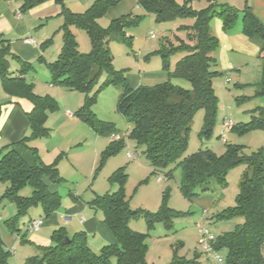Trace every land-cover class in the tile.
Segmentation results:
<instances>
[{"label": "trees", "instance_id": "obj_1", "mask_svg": "<svg viewBox=\"0 0 264 264\" xmlns=\"http://www.w3.org/2000/svg\"><path fill=\"white\" fill-rule=\"evenodd\" d=\"M46 1L48 0H20L19 10L28 11ZM53 1L60 6L63 22L59 27L62 34L60 52L55 60L47 63L50 82L70 90L90 92L97 77L105 73L106 79L101 88L108 84H120L122 93L119 95L118 109L130 125L128 137L138 146L144 147L146 158L154 169H166L171 164L181 169L179 188L185 197L197 196L195 189L208 184L212 179L223 185L229 169L244 165L245 172L239 182L234 205L223 208L215 215L218 219L241 217L242 222L233 230L216 235L212 245L214 250L223 251L225 264H264V147L246 154L241 153L238 145L226 143V150L220 155L206 148L182 157L187 148L194 114L201 109L204 111L201 133L208 135L217 112L218 97L212 80L223 73L216 68L219 41L211 30L213 18L217 17L222 21L224 31H229L240 18L243 34H256L262 38L263 45L259 54L261 75L255 93L264 96V25L253 15L250 7L239 10L220 0H206L208 4L205 7L194 9L190 5L193 0H184L182 3L176 0H138V5L146 13L153 14L155 22L177 18H190L193 21L189 25L181 24L178 27L179 30L186 31V40L178 39L175 44L165 37L159 42L158 48L147 55L161 58L162 71L167 75L165 80L131 87L124 74L113 68L109 42L130 41L132 36H128V30L137 25L144 14L130 12L102 26L99 19L118 0H94L81 13L70 12L63 0ZM71 26L80 28L89 36L91 48L88 52L78 50ZM50 41L51 38L45 40L41 48H46ZM177 52L183 54L171 69L170 56ZM11 59L20 64V75H13L10 71ZM30 67L31 63L15 55L8 39L0 34L1 86L8 95L26 98L33 105L27 114L30 134L17 141L22 145H26L28 140L49 135V129L44 123L48 113L57 106L50 95L36 94L33 83L24 78L23 74ZM172 78L186 80L190 88L174 84ZM95 95L96 93L87 96L76 114L101 134V129L95 126L93 117L88 112L89 103L94 100ZM256 112V116L247 123L234 122L231 130L243 132L252 128L264 129V106L257 107ZM123 144L122 139L111 141L101 152L97 169L110 156L119 152ZM0 153V182L5 184L0 200L11 203L15 208V213L3 219V224L10 233L20 236L21 241L25 242L23 231H27L32 221L28 215L29 209L39 206L46 218L61 205L60 194L51 191L44 178L48 177L51 182L58 184L63 178L58 174L56 160L50 164L36 160L29 165L11 147ZM33 153L37 159L35 149ZM171 173L172 169L167 170L165 177H169ZM109 179L118 182V188L112 193L93 198L91 205L102 212L103 222L110 228L116 241L95 252L89 247L84 231L69 235L65 227L60 226L51 232L50 244L39 247V253L26 258L24 264H146V233L129 228L128 220L142 216L149 228L153 227L154 221L170 227L172 217L180 212L167 207L165 202H162L156 212L131 210L124 194L126 174L122 168L112 172ZM26 187L30 188L28 195L25 194ZM23 217H28V223H21ZM8 256L9 251L4 248L0 237V264H8ZM184 263L193 262L173 258L169 264Z\"/></svg>", "mask_w": 264, "mask_h": 264}, {"label": "rangeland", "instance_id": "obj_2", "mask_svg": "<svg viewBox=\"0 0 264 264\" xmlns=\"http://www.w3.org/2000/svg\"><path fill=\"white\" fill-rule=\"evenodd\" d=\"M185 22V18H177L157 23L148 20V16H144L137 25L128 30V36H132L130 41L110 40L109 49L113 68L124 74L128 84L131 80L129 75L141 76L143 70L153 71L158 68L162 70L161 58L156 55L149 56L150 61H148L147 55L158 48L159 42L165 36L164 32L170 38L175 35L181 36L183 33L178 29V24ZM106 25V23L105 25L102 23V26ZM76 29L82 33V36L85 37L83 39L89 44V36L80 28ZM166 29L167 31H164ZM151 34L154 36L151 37ZM75 39L77 45L79 44L81 47L83 39L80 34L75 35ZM61 43V34L57 38L51 37V41L46 47L47 55L51 51L57 50ZM78 50L80 51V49ZM182 54L177 52L170 56L173 64H171L172 69ZM56 56L48 57L50 62L55 60ZM39 74L42 78L37 77L36 79L45 82L41 85L49 87L47 92L57 104L56 108L48 113L49 118L47 117L44 123L45 127L51 128L49 134L52 138L49 140H52V144H56L65 139L62 145L67 147L64 152H58V155L53 159V162L56 160L57 169L59 168V176L63 178V182L58 186V192L64 200V204L67 203L66 198L69 197V193L73 192L79 194V197L84 199L88 206H91L93 198L112 193L118 188V182L110 180L109 176L121 167L126 174L123 189L129 209L156 212L162 202H165L167 207L180 212L177 216L172 217V226L170 227H166L162 222L154 221L153 227L149 228L146 219L142 216L132 217L128 220L129 228L146 233L145 263L169 264L173 258H176L182 261L191 260L193 263L189 264H215L213 256L205 253L198 244V229L205 227L216 236L222 232L233 230L238 223L242 222L241 217L218 219L215 215L223 208L234 205L245 166L240 164L229 169L223 185L212 179L208 184L195 189V192L198 193L197 196L185 197L179 188L181 169L175 167V164H171L166 169H154L146 158L144 147L138 146L128 137L130 125L118 109V99L122 93L120 84H108L101 88V84L106 79V74L102 73L97 77L92 90L84 92L70 90L51 83V79H44L47 78L46 74L43 72H39ZM162 80L165 79L150 80L147 81V84L151 85ZM171 81L184 88H190V84L186 80L172 78ZM49 82L52 87L48 86ZM212 85L218 97V105L211 132L208 135L201 133L204 111L198 110L193 116L187 148L182 157L206 148L220 155L226 150V143L238 145L242 150L241 153L246 154L264 147V129L262 128H252L243 132L229 130L226 132V141H222L219 136L220 123L223 119L241 123L251 121L256 116V108L264 106V96L256 94L255 86L252 84L244 85V88L242 85H236L235 77L231 78L229 83H225L223 77L216 76L212 80ZM95 93L94 100L89 103L88 112L92 115L95 126L101 129V134L76 114L77 110L85 103L86 97L93 96ZM65 110L71 112L73 120L53 121L63 115ZM113 135H118V138H114ZM46 137L49 138V135ZM95 138H99V144H102L101 141L105 143L102 145L104 149L111 141L122 139L124 143L121 150L110 156L100 169L97 168L101 152L104 149L98 152L94 158ZM127 151L134 153L135 158L129 159L126 156ZM91 162H93L92 167ZM169 169H172V173L169 177H165V172ZM158 177L161 178L160 181H158ZM3 185L1 184L2 188ZM29 192L30 188L26 187L25 194L28 195ZM37 207L39 208V206ZM2 216H4L3 219L8 217L0 213V217ZM98 251L99 249L96 252ZM220 253L223 254V251Z\"/></svg>", "mask_w": 264, "mask_h": 264}, {"label": "crops", "instance_id": "obj_3", "mask_svg": "<svg viewBox=\"0 0 264 264\" xmlns=\"http://www.w3.org/2000/svg\"><path fill=\"white\" fill-rule=\"evenodd\" d=\"M93 1L94 0H63V3L70 12L81 13ZM176 1L182 3L184 0ZM220 1L239 10L247 6L250 7L253 15L264 25V0ZM20 4V0H0V34L3 38L8 39L11 51L15 55L21 60L31 63V67L23 76L27 81L33 83L34 92L38 95H49L50 93L47 92L49 87L41 85L45 82L38 81L36 78H42L39 72H43V74L47 76V78L44 79H50V73L47 75V72H49L47 63L50 62L48 57L58 56L60 52L62 43L58 45L57 50L51 51L49 55H47V48H41V44L51 35V37L57 38L61 34L59 31V27L63 22V17L60 15L61 9L53 0L38 4L25 12L19 10ZM207 4L208 2L206 0H193L190 2V5L194 9L203 8ZM130 12L144 14V16H148V20L155 21L153 14L146 13L138 5V0H118L116 5L107 9L104 16L99 19V23L101 25L102 23H104V25L105 23L108 24L110 20ZM192 21V19L188 18L185 23H179L178 25H189ZM70 29L75 35L80 34L82 39L85 38L82 36V33H79L76 27L71 26ZM211 30L219 41V46L216 51L218 60L216 68L223 73L221 77L224 78V82L229 83L231 78L235 77L236 85H242L243 87L244 85L252 84L255 86L256 91V84L260 80L261 75V60L259 54L263 45L262 38L256 34L251 36L243 34L241 32L240 18L236 20L229 31H224L222 29V21L215 17L211 21ZM164 31H167V29ZM181 31L183 33L181 36L175 35L172 38L167 36V33L164 32L165 36L163 38L167 37L176 44L178 43V39L186 40V31ZM27 39H30L31 42H28ZM90 48L91 43L87 44L85 39H83L81 47L78 44L80 52H87ZM40 56L42 59H38ZM154 56L155 55H151V57ZM149 59L148 57L147 60L150 61ZM171 64L170 60V68L172 69ZM19 67L20 64L14 59H11L10 71L13 75H20L18 72ZM129 76H131V84L129 82L130 86L136 87L140 84L148 85L147 81L150 80L165 79L167 75L158 68L153 71L143 70L141 76L136 74ZM226 79H228V81H226ZM48 86L52 87L50 82ZM32 108L33 105L28 99L8 95L3 90L0 83V151L2 150V152H4L7 148L11 147L29 165L34 164L36 160L44 164H50L58 155V152H64L67 149L66 146L62 145L65 139L59 143L52 144V140H49L52 137L51 134H49V138L41 137L28 140L26 141V145L17 143L18 140L30 134L27 114ZM56 120H73V117L70 111L65 110L63 115L53 121L56 122ZM47 128L51 130L50 127ZM95 140L96 146H94L93 150L94 158H96L98 152L104 149L102 145L105 144L103 141H101L102 144H99V138H95ZM33 149L36 150L37 159L36 155L33 153ZM92 163L93 162H91V167ZM44 182L49 186L51 191L58 192V186L61 183H53L48 177L44 178ZM0 183L4 184L2 182ZM1 184L0 195L5 187L4 184L2 188ZM66 202L67 203L64 204V200L61 197V205L46 218L43 217L40 207L30 208L28 214L30 219L35 220L42 218L43 222L37 231H31L29 228L27 231H23L25 242L21 241L20 236L10 233L4 227V216L0 217V237L4 248L9 251L8 264H24L26 258L38 254V248L49 245L51 242V232L60 226H64L69 235L77 231H84L88 238L89 247L95 252L102 246L112 244L116 241L110 228L103 222V214L99 209L94 208L92 205L88 206L87 202L80 198L79 194L76 192L72 194L69 193ZM0 213H3V215L5 214L6 217H10L15 213V208L11 203L0 200ZM27 220L28 217H23L21 223H28ZM262 253L264 255V247ZM196 254L195 252V255Z\"/></svg>", "mask_w": 264, "mask_h": 264}, {"label": "built area", "instance_id": "obj_4", "mask_svg": "<svg viewBox=\"0 0 264 264\" xmlns=\"http://www.w3.org/2000/svg\"><path fill=\"white\" fill-rule=\"evenodd\" d=\"M153 36L154 35L151 34V37ZM27 41L31 42L30 39H27ZM226 81H228V79H226ZM233 123L234 122L231 119H223L220 125V134H219L222 141H225L226 132L231 130ZM113 137L118 138V135H113ZM126 154L129 159L135 158V154L130 151H127ZM160 180L161 178L158 177V181ZM42 222H43L42 218L32 220L28 225L29 230L37 231L42 225ZM214 239H215V236L207 228L199 227L198 244L201 246V248L203 249L205 253H208L213 256L215 264H225L223 255L219 251L214 250L213 248L212 243Z\"/></svg>", "mask_w": 264, "mask_h": 264}]
</instances>
